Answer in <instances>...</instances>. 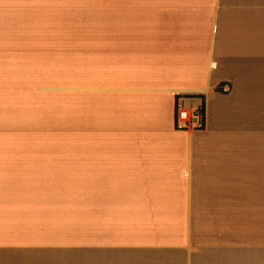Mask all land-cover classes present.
<instances>
[{
    "label": "crops",
    "instance_id": "crops-1",
    "mask_svg": "<svg viewBox=\"0 0 264 264\" xmlns=\"http://www.w3.org/2000/svg\"><path fill=\"white\" fill-rule=\"evenodd\" d=\"M110 3L0 47V264H264L262 1Z\"/></svg>",
    "mask_w": 264,
    "mask_h": 264
},
{
    "label": "rangeland",
    "instance_id": "rangeland-1",
    "mask_svg": "<svg viewBox=\"0 0 264 264\" xmlns=\"http://www.w3.org/2000/svg\"><path fill=\"white\" fill-rule=\"evenodd\" d=\"M249 0H230L231 3ZM264 5V0H261ZM110 0H0V47H12L18 32L49 31V43L60 46L63 30L76 31L79 17L86 14H109ZM31 36L30 44L41 43ZM40 45V44H39ZM41 46V45H40ZM246 235L264 236V230H247Z\"/></svg>",
    "mask_w": 264,
    "mask_h": 264
},
{
    "label": "built area",
    "instance_id": "built-area-1",
    "mask_svg": "<svg viewBox=\"0 0 264 264\" xmlns=\"http://www.w3.org/2000/svg\"><path fill=\"white\" fill-rule=\"evenodd\" d=\"M206 111L201 104H189L180 96L175 100L174 126L177 130L195 131L204 128Z\"/></svg>",
    "mask_w": 264,
    "mask_h": 264
}]
</instances>
